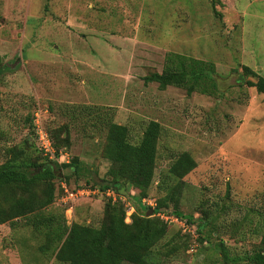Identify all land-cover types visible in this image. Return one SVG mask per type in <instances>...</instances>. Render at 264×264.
<instances>
[{
	"label": "rangeland",
	"instance_id": "rangeland-1",
	"mask_svg": "<svg viewBox=\"0 0 264 264\" xmlns=\"http://www.w3.org/2000/svg\"><path fill=\"white\" fill-rule=\"evenodd\" d=\"M169 52L210 63L215 92L145 81ZM243 66L264 78V0H0V163L13 153L23 162L76 163V178L62 177L68 166L55 176L43 212L96 227L117 195L124 222L153 207L164 196L159 179L185 151L195 166L167 208L182 217L148 215L165 224L152 248L159 264H246L264 221V93L246 84L255 78ZM109 121L126 125L132 143L148 121L159 125L139 202L128 184L117 195L89 187L108 178ZM39 130L51 158L38 147ZM18 194L0 195V207ZM201 216L207 223L198 226ZM42 241L21 217L0 223V264H61L38 251Z\"/></svg>",
	"mask_w": 264,
	"mask_h": 264
},
{
	"label": "trees",
	"instance_id": "trees-1",
	"mask_svg": "<svg viewBox=\"0 0 264 264\" xmlns=\"http://www.w3.org/2000/svg\"><path fill=\"white\" fill-rule=\"evenodd\" d=\"M211 67L210 63L169 52L164 55L161 70L153 71L143 79L156 82L159 88L167 85L181 87L186 94L194 91L211 94L215 92ZM243 68L245 75L249 72L255 78L246 80V84L254 87L256 92L264 93V78L251 73L246 66ZM158 133V123L148 121L137 142L132 143L126 125L107 122L102 154L110 164L105 171L108 178L107 181L103 178L94 180L89 187L97 186L102 191L109 187L117 195L118 190L128 184L138 190L135 200L139 202L146 196L152 179ZM72 160L75 162V157ZM65 166L71 167L69 173H62L65 181L70 173L75 178L79 175L76 163L23 162L18 161L14 153L0 163V195L5 197L8 191L19 193L6 207H0V223L19 217L25 219L33 232L43 239L37 246L38 251L42 254L50 252L61 264H159L156 258L159 252L152 248L163 237L165 224L158 217L145 216L149 206L143 213L136 208L130 221L124 222L122 202L117 195L116 202L107 199L103 204L96 227L76 222L67 225L61 211L43 212L53 199V179ZM194 166V160L185 151L172 159L159 179L164 196L155 199L152 214L167 211L175 217H182L175 205L167 209L168 201H172L181 178ZM168 178L174 179L175 183L167 185ZM87 183L88 179H85L84 185ZM192 221L190 215L185 217V222ZM205 223L206 218L201 216L198 226ZM260 228L258 245L244 256L246 264H264V221ZM219 246L224 250L221 242ZM221 254L224 256V251Z\"/></svg>",
	"mask_w": 264,
	"mask_h": 264
},
{
	"label": "built area",
	"instance_id": "built-area-1",
	"mask_svg": "<svg viewBox=\"0 0 264 264\" xmlns=\"http://www.w3.org/2000/svg\"><path fill=\"white\" fill-rule=\"evenodd\" d=\"M37 139H38L39 149L43 152L44 155L50 156L53 153V151L50 147V141H49L48 137L46 136L45 132L39 130L37 133ZM51 157L52 156H50V158ZM64 192L66 193V195H68L70 197L72 196V193L67 192L65 189H64ZM156 213L158 214L160 212H156ZM160 216L162 217V215H160ZM173 219H175V217Z\"/></svg>",
	"mask_w": 264,
	"mask_h": 264
},
{
	"label": "water",
	"instance_id": "water-1",
	"mask_svg": "<svg viewBox=\"0 0 264 264\" xmlns=\"http://www.w3.org/2000/svg\"><path fill=\"white\" fill-rule=\"evenodd\" d=\"M237 79H238V80H241L242 78H241L240 75H238ZM151 213H152V209H151V208H148L147 211H145L144 214H145V216H148V215H150Z\"/></svg>",
	"mask_w": 264,
	"mask_h": 264
}]
</instances>
